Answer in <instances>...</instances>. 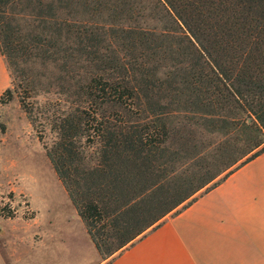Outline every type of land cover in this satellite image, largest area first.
Segmentation results:
<instances>
[{"label":"trees","instance_id":"1","mask_svg":"<svg viewBox=\"0 0 264 264\" xmlns=\"http://www.w3.org/2000/svg\"><path fill=\"white\" fill-rule=\"evenodd\" d=\"M0 56L105 264L264 153V0H0Z\"/></svg>","mask_w":264,"mask_h":264},{"label":"rangeland","instance_id":"2","mask_svg":"<svg viewBox=\"0 0 264 264\" xmlns=\"http://www.w3.org/2000/svg\"><path fill=\"white\" fill-rule=\"evenodd\" d=\"M1 62L0 96L10 85L3 58ZM43 142L49 146L48 132ZM100 262L84 222L17 100L0 104V264Z\"/></svg>","mask_w":264,"mask_h":264},{"label":"crops","instance_id":"3","mask_svg":"<svg viewBox=\"0 0 264 264\" xmlns=\"http://www.w3.org/2000/svg\"><path fill=\"white\" fill-rule=\"evenodd\" d=\"M108 264H264V153Z\"/></svg>","mask_w":264,"mask_h":264},{"label":"water","instance_id":"4","mask_svg":"<svg viewBox=\"0 0 264 264\" xmlns=\"http://www.w3.org/2000/svg\"><path fill=\"white\" fill-rule=\"evenodd\" d=\"M248 122H250V120H248Z\"/></svg>","mask_w":264,"mask_h":264}]
</instances>
